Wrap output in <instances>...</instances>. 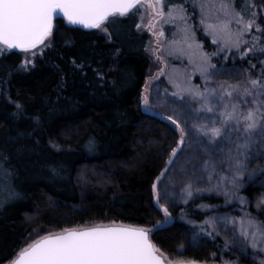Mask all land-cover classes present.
I'll use <instances>...</instances> for the list:
<instances>
[{
	"label": "trees",
	"instance_id": "trees-1",
	"mask_svg": "<svg viewBox=\"0 0 264 264\" xmlns=\"http://www.w3.org/2000/svg\"><path fill=\"white\" fill-rule=\"evenodd\" d=\"M234 4L246 20L255 11L264 31V0ZM186 9L196 38L213 55V41L190 0ZM138 14L105 25L111 37L59 21L50 45L26 69L23 54L0 55V177L10 185L8 200L0 201V264H11L23 248L49 234L111 223L149 229L162 252L185 260L264 261L262 252L239 235L246 213L264 221V207H256L264 198V159L250 160L238 180L243 203L231 195L235 172L228 163V195L205 193L186 206L168 208L167 216L157 204V185L173 164L169 159L174 162L181 151L179 146L172 157L181 138L168 121L143 107L151 63ZM254 35H260L258 47H264V35L255 27L244 39ZM260 56L264 53L257 51L229 57L224 67L214 62L223 68L222 78L230 76L234 63L244 81L249 74L261 78ZM206 206L213 207L211 212L200 210ZM210 215L219 220L211 236L184 221L201 223Z\"/></svg>",
	"mask_w": 264,
	"mask_h": 264
},
{
	"label": "snow or ice",
	"instance_id": "snow-or-ice-1",
	"mask_svg": "<svg viewBox=\"0 0 264 264\" xmlns=\"http://www.w3.org/2000/svg\"><path fill=\"white\" fill-rule=\"evenodd\" d=\"M142 7L151 9L152 18L148 28L156 37L157 44L164 36L163 31L153 30L158 22L157 18L163 19L165 23L180 21L187 24L183 5L175 4L174 0H0V55L5 50L12 49H18L29 54L30 57L42 54L38 53V49L50 45L54 21L58 15L66 18L71 25H82L86 29H99L108 33L105 25L110 22V18L125 17L133 9L138 13ZM166 7L167 12H165ZM203 7L204 5L201 4V9ZM248 7L254 8L255 5ZM220 8L225 16L234 19L239 26L236 31L230 30L228 23L219 28L225 46L236 48L241 58L257 51L264 53V47H258L260 35H254L251 41L244 39L245 34L250 33L254 27L257 33L264 35V31L257 24L256 12L251 11L250 18L246 20L240 11L235 10L234 0L221 3ZM208 27L214 32L217 31V26L208 25ZM183 31L184 42L188 43V28L185 27ZM108 35L111 37L110 33ZM242 45L250 46L246 51L241 52ZM188 47L191 48L192 44L188 43ZM152 51L155 54L156 50L152 49ZM157 59L161 57L157 56ZM204 62L202 71L207 73L208 68L214 66L210 64L206 55ZM30 63V58L25 59L22 67L26 69ZM261 63L264 64V61ZM251 67L255 68L256 65L252 64ZM219 90L222 95L218 99L223 108V111L219 112V116L222 117L219 121L220 126L208 128L207 125H201L200 131L212 141L211 150L222 153L220 163H229L234 168L235 175L232 180L234 191L231 195L236 196L243 203L244 198L238 196L239 188L242 186L238 180L242 179L250 160L264 159V98H262L264 72L261 73V78L256 79L250 74L247 75L243 86L241 83H221ZM216 93L217 89L209 90V96ZM234 93L237 94L236 98H233ZM196 95L205 99V110L212 112L213 107L209 106L203 93L197 92ZM225 97L229 99L225 101ZM249 97H251L250 101ZM142 101L147 106L148 95H144ZM16 107L22 108L20 104H16ZM168 119L172 118L168 117ZM172 122L180 127L175 120ZM212 123L215 125L216 121L213 120ZM180 132L181 139L178 148L173 149L172 157L176 156L179 146L184 144V129L180 128ZM257 144L260 147L253 153V148ZM225 148H227L226 154H224ZM168 163H173V160L170 158ZM212 167L214 170L215 165ZM165 171L168 169L166 168ZM155 188L154 184L153 189ZM196 191L199 192L200 189ZM185 192L187 197L191 198L192 185L189 184ZM159 200V192H156L157 204ZM256 207L258 209L264 207V198L257 201ZM160 208L166 216L170 215L167 207L160 205ZM206 224L215 230L213 221H206ZM149 232V229L142 227L115 224L66 228L60 233L49 234L29 244L18 253L11 264H196L194 261L169 260L151 241ZM208 235L211 236L212 232ZM239 235L245 241L250 240L252 249H259L264 253V221L252 216L251 213H246V219L240 221ZM245 250V248L241 249V251ZM261 264H264V261H261Z\"/></svg>",
	"mask_w": 264,
	"mask_h": 264
},
{
	"label": "rangeland",
	"instance_id": "rangeland-1",
	"mask_svg": "<svg viewBox=\"0 0 264 264\" xmlns=\"http://www.w3.org/2000/svg\"><path fill=\"white\" fill-rule=\"evenodd\" d=\"M188 1L189 0H174L175 4L183 5L185 9V15L187 17L186 25L180 21L165 23L163 19L157 18L158 22L153 30L164 32V36L160 38L159 44H157L156 37L153 36L152 30L148 28V23L152 18L151 9L142 7L138 12V30L148 36L147 52L151 63L149 79L144 88V95H148L149 104L147 106L143 104V107L146 111L156 114L168 121L179 132L180 138V128L184 129V144L181 146V151L178 153L171 167H169L166 175L158 183L156 189V192H159L160 196L159 204L169 209H178L182 206H186L190 201L205 193L223 195L229 192L228 185L230 183L227 181L229 164L220 163L222 153L211 150L212 141L200 131V126L207 125L208 128L220 126L219 121L222 117L219 116V112L223 111V108L221 107V101H219L218 97L222 95V92L219 90V85L221 83L227 82L228 84H237L239 82L242 86L246 83V79L240 81L241 78H243V74L235 67L234 63L231 66L230 76L222 78L221 71L223 68H219L218 64L214 62V60H219L222 63V67H224L226 66L225 63L229 62V57L230 60H233V57H240L236 48L225 46L222 34L219 32V28L225 23H228V27L232 31H236L239 27L235 20L225 16L220 8L221 3H228L229 0H190L196 8L201 22L203 21L202 24L208 36L212 41H216L215 43L213 42V55H209L203 48L204 42L196 38V29H193L189 23L190 17L187 13L188 9H186ZM201 4L204 5L203 9H201ZM244 10L247 11V7H244ZM134 11L137 12L136 9H134ZM167 11L168 8L166 7L165 12ZM141 17H143V19H141ZM119 18V16L111 18L108 24H115ZM230 20L231 22L229 23ZM66 23L68 22L66 21ZM208 25L217 26V31L214 32ZM185 27L188 28V43L192 44L191 48L188 47V43L184 42L185 32L183 29ZM173 41H175V43H173ZM46 43L48 42L46 41ZM197 45H199V47H197ZM45 48L46 47L41 46L40 49H38V53H41ZM242 48L243 45L241 46V49ZM152 49L156 50L155 54H153ZM220 49H222L220 53L223 56L219 54ZM22 54L26 59H31L29 65L34 63V57H30L29 54L26 53ZM205 55L208 57L210 64L214 66L208 68L207 73L202 71V67L205 63ZM157 56L161 57V59L158 60ZM258 61H264V56L258 57ZM254 65H256V62ZM211 89H217L216 95L209 96V90ZM197 92L203 93L204 97L207 98L209 106L213 107L212 112L205 110V99L196 95ZM236 95L237 94L234 93L233 98H236ZM228 99V97H225V101ZM248 99L250 101L251 97ZM168 117L172 119L170 120ZM173 120L179 124V128L176 124H173ZM213 120L216 121L215 125L212 123ZM226 152L227 148H225L224 154H226ZM212 165H215L214 170ZM189 184L192 185L193 191L191 198H188L185 192ZM9 187V183H6L5 179L0 177L1 202L8 200ZM232 187L233 184H231V188ZM196 189H200V191L197 192ZM212 209L213 207L211 206L200 207L202 211L206 210L211 212ZM184 221L191 229L203 234L205 230L213 232V228L206 224V221H215V223H217L219 220L217 218L214 219V217L210 215L207 220L201 223L193 219H185ZM111 224L113 225V223ZM162 253L173 262L177 260H183L185 262L192 261L170 256L164 252ZM262 254L264 256V253ZM196 264L215 263L196 262Z\"/></svg>",
	"mask_w": 264,
	"mask_h": 264
},
{
	"label": "flooded vegetation",
	"instance_id": "flooded-vegetation-1",
	"mask_svg": "<svg viewBox=\"0 0 264 264\" xmlns=\"http://www.w3.org/2000/svg\"><path fill=\"white\" fill-rule=\"evenodd\" d=\"M62 20H64L65 21V19L62 17V16H57L56 17V19H55V21H54V30H55V28H56V25H57V23L59 22V21H62ZM54 30H53V32H54ZM95 30V29H94ZM6 51H9V52H15V53H18V54H22L23 52H20L18 49H12V50H6ZM113 224H116V223H113ZM112 224H109V225H105V226H111ZM121 225H124V224H121Z\"/></svg>",
	"mask_w": 264,
	"mask_h": 264
},
{
	"label": "water",
	"instance_id": "water-1",
	"mask_svg": "<svg viewBox=\"0 0 264 264\" xmlns=\"http://www.w3.org/2000/svg\"><path fill=\"white\" fill-rule=\"evenodd\" d=\"M59 16H62V15H59ZM63 17V16H62ZM64 18V17H63ZM66 20V18H64ZM73 27L75 28H80V29H83V30H90V29H86L84 28L82 25H72ZM149 238H150V234H149ZM151 239V238H150Z\"/></svg>",
	"mask_w": 264,
	"mask_h": 264
}]
</instances>
